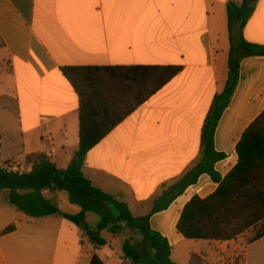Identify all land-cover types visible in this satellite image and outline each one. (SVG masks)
I'll return each instance as SVG.
<instances>
[{
    "label": "crops",
    "instance_id": "obj_1",
    "mask_svg": "<svg viewBox=\"0 0 264 264\" xmlns=\"http://www.w3.org/2000/svg\"><path fill=\"white\" fill-rule=\"evenodd\" d=\"M229 1L242 0H0V167L14 162L28 173L25 158L42 153L67 169L79 143L78 98L61 68L179 66L181 72L92 148L82 166L92 186L114 198L122 194L133 215L148 212L152 200L199 161L201 128L224 88L231 48L241 37L264 46V0L240 7L230 24ZM263 111L264 56L247 57L214 135L215 150L226 156L214 167L222 178L237 163L241 135ZM216 188L201 175L150 218L151 229L171 246L173 263L180 264L179 250L191 243L176 232L183 207ZM45 200L62 213L80 211ZM9 226L14 230L2 234ZM101 236L106 245L94 246L59 215L27 217L10 203L8 190H0V264H91L92 256L118 264L124 239ZM254 236L194 241L186 264L191 254L203 264H233L238 252L237 264H264V236Z\"/></svg>",
    "mask_w": 264,
    "mask_h": 264
},
{
    "label": "trees",
    "instance_id": "obj_2",
    "mask_svg": "<svg viewBox=\"0 0 264 264\" xmlns=\"http://www.w3.org/2000/svg\"><path fill=\"white\" fill-rule=\"evenodd\" d=\"M255 0L229 1L228 22L243 5ZM264 56V46L249 44L241 37L239 47L231 48L224 88L216 94L201 128L200 158L197 164L160 197L152 200L151 208L143 215H133L121 199L92 186L82 173L86 154L140 105L162 89L182 70L179 66L134 67H65L60 72L78 98V149L67 169L59 170L42 153L25 158L28 173H8L0 167V190H8L10 203L27 217L43 218L59 215L80 228L94 246H104L101 233L119 235L130 230L142 237L141 244L125 239L122 258L130 264H175L171 260V246L160 233L150 227V218L169 205L184 191L207 175L217 184L206 198L194 195L183 207L176 224V232L187 241L226 242L243 235L261 224L254 239L264 236V111L241 135L235 153L237 163L223 178L215 170L225 154L214 148V135L223 112L228 107L238 82L240 60ZM46 190L66 191L69 202L80 208L66 214L42 197ZM95 214V226L86 223L87 214ZM14 226L2 234L10 233ZM91 264H101L92 256ZM189 264H203L200 256L191 254ZM235 264V263H234Z\"/></svg>",
    "mask_w": 264,
    "mask_h": 264
},
{
    "label": "rangeland",
    "instance_id": "obj_3",
    "mask_svg": "<svg viewBox=\"0 0 264 264\" xmlns=\"http://www.w3.org/2000/svg\"><path fill=\"white\" fill-rule=\"evenodd\" d=\"M44 197L45 199L47 200H51L53 201L55 204H57L59 207H62L64 210H69V206H71L72 208H74V210H79V207L74 205V204H71L69 202V197H68V194L66 191H52V192H49V193H44ZM87 224L89 226H95L98 221H99V217L95 214H89L88 217H87V220H86ZM261 229V224H257L255 227H252L250 229H248L243 235H245V242L246 241H249L259 230ZM119 236L122 238V239H128V238H131L133 240L134 243H137V244H141L142 242V237L137 234V233H133L131 232L130 230H125V231H122L121 234H119ZM242 236V235H241ZM196 243L194 241H191L190 245H189V249H185V250H179V254H177V262H179L180 264H186L187 262V253L189 251H192V250H196L197 249V246L195 245ZM120 244H115V247H118ZM238 255L240 256L241 255V252H238ZM238 256V259L236 258L235 259V264L238 263V260H239V257ZM224 264H231L229 259H224ZM234 264V263H233Z\"/></svg>",
    "mask_w": 264,
    "mask_h": 264
},
{
    "label": "built area",
    "instance_id": "obj_4",
    "mask_svg": "<svg viewBox=\"0 0 264 264\" xmlns=\"http://www.w3.org/2000/svg\"><path fill=\"white\" fill-rule=\"evenodd\" d=\"M8 173H12V174H18V175H22L27 173L26 168L18 163H7L4 167H3ZM118 264H130L128 259L122 258L119 260Z\"/></svg>",
    "mask_w": 264,
    "mask_h": 264
}]
</instances>
